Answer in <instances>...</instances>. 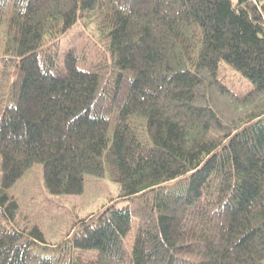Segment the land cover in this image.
I'll return each instance as SVG.
<instances>
[{
	"label": "trees",
	"instance_id": "1",
	"mask_svg": "<svg viewBox=\"0 0 264 264\" xmlns=\"http://www.w3.org/2000/svg\"><path fill=\"white\" fill-rule=\"evenodd\" d=\"M36 163L120 196L49 241L7 192ZM0 264H264V0H0Z\"/></svg>",
	"mask_w": 264,
	"mask_h": 264
},
{
	"label": "rangeland",
	"instance_id": "2",
	"mask_svg": "<svg viewBox=\"0 0 264 264\" xmlns=\"http://www.w3.org/2000/svg\"><path fill=\"white\" fill-rule=\"evenodd\" d=\"M89 27L79 19L62 37L59 51L71 46L80 50L85 40H93L95 35L87 29ZM218 76L238 93L253 87L248 77L223 59L219 62ZM7 192L19 200L17 223L29 226L37 222L49 241L58 240L76 215L95 211L109 196H120V189L114 181L93 175L86 177L85 190L80 194H52L44 184L41 163L34 164Z\"/></svg>",
	"mask_w": 264,
	"mask_h": 264
}]
</instances>
